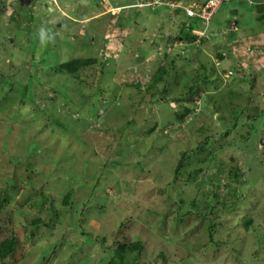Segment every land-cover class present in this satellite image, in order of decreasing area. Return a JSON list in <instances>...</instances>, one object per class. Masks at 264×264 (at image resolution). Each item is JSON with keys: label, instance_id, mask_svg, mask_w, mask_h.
I'll list each match as a JSON object with an SVG mask.
<instances>
[{"label": "rangeland", "instance_id": "obj_1", "mask_svg": "<svg viewBox=\"0 0 264 264\" xmlns=\"http://www.w3.org/2000/svg\"><path fill=\"white\" fill-rule=\"evenodd\" d=\"M138 1L0 0V264H109L135 239V264H264V0L206 25L189 0L113 13Z\"/></svg>", "mask_w": 264, "mask_h": 264}, {"label": "trees", "instance_id": "obj_2", "mask_svg": "<svg viewBox=\"0 0 264 264\" xmlns=\"http://www.w3.org/2000/svg\"><path fill=\"white\" fill-rule=\"evenodd\" d=\"M257 8H258L257 19L264 24V5H262L260 7L257 6ZM191 30L192 29L190 28L189 32L183 36L184 40H191L194 38V35L191 33ZM96 62H97V59H95V58L74 59V60L59 64L57 67L63 71L68 72V73L75 74L78 71H80L81 69L88 67V66H91L92 64H95ZM197 87H198V85L192 86L190 88L192 90H189V93H193V91H195V89ZM181 165H182V160L178 162V165L176 167V173L179 172ZM71 199H72L71 194L70 193L66 194L63 197L62 205L63 206H69L71 204ZM7 202H8L7 196L5 194H0V209H2L4 204H6ZM244 202L245 201H243L242 204H245ZM246 208H247V206H245V210H246ZM237 211H238V215H239L240 208H238ZM55 212H56V210H55ZM190 214L191 213L186 212L185 216L182 215L179 217L182 220L183 217H188ZM203 218L207 219L208 217L204 216ZM211 218H212V216H211ZM248 218H249L248 219L249 225L247 224L246 227L244 228L246 231H249V226L251 224H253L252 217L249 216ZM245 219H246L245 217L241 218V220L247 221V219L246 220ZM241 223L243 224V221ZM42 224L47 225V223L43 222L40 218L33 219L30 222V226H32V227L40 226ZM220 225H224L223 222H220V223L218 222L216 224H215V222L209 223L208 229H207L206 234H205L206 238L203 237V240H202V245L204 246V248L211 246L212 244H217L221 241L219 237L216 238V235H218V233L221 230ZM237 227H239V226H237ZM16 241L17 240H16V234L15 233H12L11 236L5 237L0 241V261H5L13 253ZM260 242H264L263 239L259 240V243ZM135 246L138 247L137 249H139V250L143 249L144 245L142 243V240L140 241V239H135L132 244H127V243H124L121 245L119 244L116 248H114V253H113L112 258L109 261V264H135L132 262H134L136 259H138L140 255L135 254L133 256H130L128 253V252L134 251ZM157 255L160 256V257L157 256L158 259H161L164 256L163 253H161V252L159 253V251L157 252ZM136 256H137V258H136Z\"/></svg>", "mask_w": 264, "mask_h": 264}, {"label": "built area", "instance_id": "obj_3", "mask_svg": "<svg viewBox=\"0 0 264 264\" xmlns=\"http://www.w3.org/2000/svg\"><path fill=\"white\" fill-rule=\"evenodd\" d=\"M223 0H207L203 5L199 6L196 10L193 7H186V16L200 19L206 25L212 17L216 8ZM196 30H193L195 33ZM197 33V32H196Z\"/></svg>", "mask_w": 264, "mask_h": 264}, {"label": "crops", "instance_id": "obj_4", "mask_svg": "<svg viewBox=\"0 0 264 264\" xmlns=\"http://www.w3.org/2000/svg\"><path fill=\"white\" fill-rule=\"evenodd\" d=\"M190 1V4H188L187 6L188 7H195V6H201V5H203L207 0H202V1H194V0H189ZM169 2V4L171 5V4H173V7L175 6V8H179L182 4L180 3L181 1H179V0H169L168 1ZM156 3H155V0H151V1H144V2H136V3H132V4H126V5H115L114 7H113V13H114V11H119L120 9H122V8H141V7H143V6H145V5H155ZM175 12L177 13V12H179V10H175ZM117 14V13H116ZM115 18L116 19H119L118 17H117V15L115 16Z\"/></svg>", "mask_w": 264, "mask_h": 264}, {"label": "clouds", "instance_id": "obj_5", "mask_svg": "<svg viewBox=\"0 0 264 264\" xmlns=\"http://www.w3.org/2000/svg\"><path fill=\"white\" fill-rule=\"evenodd\" d=\"M191 31L193 32V30ZM36 35L38 36L41 44H45V45L55 39V34L52 33L51 30L44 23H42L40 27L37 29Z\"/></svg>", "mask_w": 264, "mask_h": 264}, {"label": "water", "instance_id": "obj_6", "mask_svg": "<svg viewBox=\"0 0 264 264\" xmlns=\"http://www.w3.org/2000/svg\"><path fill=\"white\" fill-rule=\"evenodd\" d=\"M31 0H21V4H29ZM261 145L264 146V139L261 140Z\"/></svg>", "mask_w": 264, "mask_h": 264}, {"label": "flooded vegetation", "instance_id": "obj_7", "mask_svg": "<svg viewBox=\"0 0 264 264\" xmlns=\"http://www.w3.org/2000/svg\"><path fill=\"white\" fill-rule=\"evenodd\" d=\"M31 1H32V0H31ZM31 1H30V2H31ZM20 2H21V0H20Z\"/></svg>", "mask_w": 264, "mask_h": 264}]
</instances>
